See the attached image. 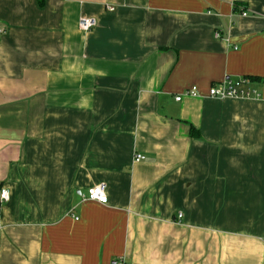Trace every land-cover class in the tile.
Listing matches in <instances>:
<instances>
[{
	"label": "crops",
	"instance_id": "obj_1",
	"mask_svg": "<svg viewBox=\"0 0 264 264\" xmlns=\"http://www.w3.org/2000/svg\"><path fill=\"white\" fill-rule=\"evenodd\" d=\"M0 28V264H264V0H0Z\"/></svg>",
	"mask_w": 264,
	"mask_h": 264
},
{
	"label": "built area",
	"instance_id": "obj_2",
	"mask_svg": "<svg viewBox=\"0 0 264 264\" xmlns=\"http://www.w3.org/2000/svg\"><path fill=\"white\" fill-rule=\"evenodd\" d=\"M247 12H242V15H246ZM97 25V20L91 17H82L79 21V28L82 31L88 32L92 30ZM4 30L0 28V33ZM219 36V33L217 34ZM202 96L196 86H192L186 89L182 93L176 96V100L181 101L184 97H200ZM209 97L226 99V98H248V97H258L259 92L253 87L252 80L246 76H240L237 78L226 77L223 80L215 83L209 90ZM135 159L137 161L144 159L142 154H137ZM85 198L98 201L100 203L108 202V195L106 192V184L100 183L94 185L87 190V194L84 195ZM10 198V191L8 188H2L0 192V199L2 201H7ZM183 216L179 213V218ZM2 225L0 224V234L2 232ZM116 264H127L124 257L116 260Z\"/></svg>",
	"mask_w": 264,
	"mask_h": 264
},
{
	"label": "trees",
	"instance_id": "obj_3",
	"mask_svg": "<svg viewBox=\"0 0 264 264\" xmlns=\"http://www.w3.org/2000/svg\"><path fill=\"white\" fill-rule=\"evenodd\" d=\"M114 264H116V262Z\"/></svg>",
	"mask_w": 264,
	"mask_h": 264
}]
</instances>
